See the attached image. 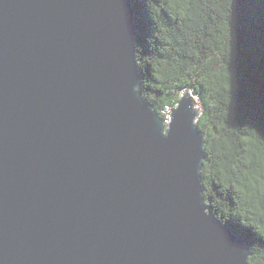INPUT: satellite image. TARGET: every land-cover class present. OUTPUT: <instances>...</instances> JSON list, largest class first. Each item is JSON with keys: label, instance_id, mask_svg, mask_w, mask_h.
I'll return each mask as SVG.
<instances>
[{"label": "water", "instance_id": "water-1", "mask_svg": "<svg viewBox=\"0 0 264 264\" xmlns=\"http://www.w3.org/2000/svg\"><path fill=\"white\" fill-rule=\"evenodd\" d=\"M141 82L133 0H0V264H249L197 102L166 126Z\"/></svg>", "mask_w": 264, "mask_h": 264}, {"label": "trees", "instance_id": "trees-1", "mask_svg": "<svg viewBox=\"0 0 264 264\" xmlns=\"http://www.w3.org/2000/svg\"><path fill=\"white\" fill-rule=\"evenodd\" d=\"M146 103L198 97L205 204L264 264V0H133Z\"/></svg>", "mask_w": 264, "mask_h": 264}, {"label": "built area", "instance_id": "built-area-1", "mask_svg": "<svg viewBox=\"0 0 264 264\" xmlns=\"http://www.w3.org/2000/svg\"><path fill=\"white\" fill-rule=\"evenodd\" d=\"M190 94L193 96V98L195 99V101L197 102V107H198V97L195 96L193 94V92H190ZM199 109V107H198ZM173 108L170 107V106H166L162 112V118H163V121H164V124L166 126H169L170 123H171V115H172V112H173ZM200 110V109H199Z\"/></svg>", "mask_w": 264, "mask_h": 264}, {"label": "bare ground", "instance_id": "bare-ground-1", "mask_svg": "<svg viewBox=\"0 0 264 264\" xmlns=\"http://www.w3.org/2000/svg\"><path fill=\"white\" fill-rule=\"evenodd\" d=\"M188 92V91H187ZM190 93V92H189ZM200 109V108H199Z\"/></svg>", "mask_w": 264, "mask_h": 264}, {"label": "rangeland", "instance_id": "rangeland-1", "mask_svg": "<svg viewBox=\"0 0 264 264\" xmlns=\"http://www.w3.org/2000/svg\"><path fill=\"white\" fill-rule=\"evenodd\" d=\"M176 108V107H175Z\"/></svg>", "mask_w": 264, "mask_h": 264}]
</instances>
